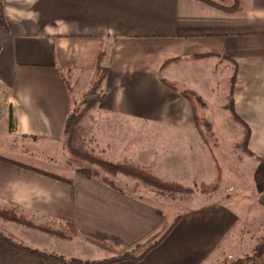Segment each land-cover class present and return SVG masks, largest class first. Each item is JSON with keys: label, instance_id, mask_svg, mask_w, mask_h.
Masks as SVG:
<instances>
[{"label": "crops", "instance_id": "1", "mask_svg": "<svg viewBox=\"0 0 264 264\" xmlns=\"http://www.w3.org/2000/svg\"><path fill=\"white\" fill-rule=\"evenodd\" d=\"M2 7L0 115L7 126L9 114L13 118L10 136L62 142L74 95L88 88L104 52V98L95 114L113 121L117 133L137 134L138 146L128 154L135 162L185 185L217 181L218 168L221 183L243 174L241 157L224 151L232 138L221 127L198 124L189 92L212 93L215 84L190 71L209 69L226 73L220 106L227 114L225 133L242 135L224 107L231 92L235 113L250 129L253 157H246L264 168V0H2ZM31 166L41 169L0 154V206L72 220L79 237L93 242L128 246L163 231L161 210L116 182L113 188L78 171L59 175L71 185ZM224 191L182 212L141 260L111 264H215L252 247L232 207L238 202ZM0 264L58 263L0 240Z\"/></svg>", "mask_w": 264, "mask_h": 264}, {"label": "rangeland", "instance_id": "2", "mask_svg": "<svg viewBox=\"0 0 264 264\" xmlns=\"http://www.w3.org/2000/svg\"><path fill=\"white\" fill-rule=\"evenodd\" d=\"M208 70L192 69L190 74L192 77L197 78L200 81L208 79L210 84H215V87H213L215 89L214 92H201L199 96H196L191 92H189V94L193 98L197 111H199L201 115V117L198 116V124L201 126L215 125L221 127V131L225 137L228 139L230 138V140L232 138L233 142H228L224 151L231 152L234 156L241 157L243 160V170L241 171L239 169L243 174L238 178H235L233 174H230L225 177L226 181L221 183V181H219L221 177V169L218 168V179L213 183H195L188 185L179 183L180 186L188 190L183 193L159 192L153 187L134 178L121 174L112 175L103 171L97 165L79 162V159L73 157L66 150L63 141L60 143L47 144L40 141L37 142L12 135L10 136L9 132L11 133L12 131L9 130V126L3 123L2 115H0V154L4 157L31 164L47 172L63 177L70 176L73 171L80 172L79 170H87L90 174H97V176L106 179L107 181L116 182L117 186L137 193L139 196L153 202L161 210L164 215L163 230L182 212L211 201L213 200L211 195H215L214 197H216V195L218 196L220 193L222 194L223 190H226L223 193L232 195L238 202V204L234 202L236 205L233 204L232 207L240 214L242 224L245 222V225H247V227L243 229V233L245 234L246 231L249 232V234L252 235L254 242L252 247L249 246L247 249L244 248L242 251H239L240 256L236 254L232 257L225 255L215 263L232 264L238 259H242L251 254L258 243H264V168L259 165L257 166L255 160L251 161L246 157L249 155H246L244 152L245 147L241 148L240 145L243 141L242 129V135H237L229 131L225 133V127L229 126L227 123V114L221 112L220 106L222 95L225 90L224 80L226 79L224 76L226 73L219 75L216 70ZM82 93L74 95L76 98L73 105L74 110L83 109L84 107L81 104ZM203 106L206 107L202 108ZM96 108L97 106L87 110L83 114L82 124L85 128V147L88 150L91 149L95 155L101 159L113 163L127 162L134 165L143 164L153 170L148 164L140 163L139 161L135 162L132 159L133 157L131 158L128 156L129 152L136 149L138 146V140H134L136 139L137 134L134 135V133H132L133 131L130 132V134H120L113 131V121L101 120L100 117L95 114ZM0 110H2V107ZM232 122L235 123L233 120ZM130 125L134 126V124ZM98 129L100 131H98ZM213 136L214 135L211 134V137ZM105 139L108 142L105 141ZM230 172L232 173L233 171L230 170ZM26 218L30 220L32 227L21 226L14 222H4L0 219V229L5 234L11 235L16 242L29 247L35 248L33 246V244H35V246H40V248L53 247L56 250L62 251V254L55 252H53V254L61 255L66 259L68 264H74V262L78 263V261L84 263L111 259L126 251L138 255L145 246L157 237L159 232L158 231L157 234L147 237L139 243L127 247L116 244H106V246H101L94 243L92 240L88 241L84 237H79L78 233L75 234L71 231V228L68 227L65 229L63 228L62 231L70 233L71 236L69 239H61L49 235L46 232L41 231L40 227H47L55 230L62 229L60 228L62 226L58 224H50L48 223V220L44 218H30L27 216ZM247 239L248 238L244 237L242 240L243 243H249L246 242ZM91 244L95 245L96 248H91ZM40 248L36 247L39 251L47 252V250H42ZM232 250H234V247ZM247 250L251 251L248 252ZM243 251H247V253H244Z\"/></svg>", "mask_w": 264, "mask_h": 264}, {"label": "trees", "instance_id": "3", "mask_svg": "<svg viewBox=\"0 0 264 264\" xmlns=\"http://www.w3.org/2000/svg\"><path fill=\"white\" fill-rule=\"evenodd\" d=\"M0 25L5 27V17H4L3 7H2V0H0ZM103 57H104V52H101L97 58L95 68L93 71V75L89 82L88 88L86 89V91L82 93L81 104L84 106L83 109H79V110L72 109V111L68 113V115L66 116L65 123H64V129H63L64 147L73 157L79 159V162H86L89 164L97 165L103 171L109 174H112V175L121 174L127 177L134 178L138 181L143 182L146 185L153 187L154 189H156V191L173 192V193L174 192L183 193L187 191L188 189L183 188L176 181H167V180H163L157 177L153 173V171L146 165H143V164L134 165L132 163H127V162H114L113 163V162L97 157L91 149L88 150L85 147L84 145L85 128L82 124V119L84 116L83 114L87 110L97 106L104 98V92L101 88V84L105 77L107 69L101 64ZM224 107L230 114L231 119L243 131V141L242 143H240L241 148L245 147L244 152L246 153V155L252 156V153H250L247 147L248 140L250 138V129L248 125L244 121H242V119H240L238 115L235 113L233 97H232L231 92L227 96L226 104ZM195 111L196 109L194 107V113ZM8 118H9V124H8L9 130L13 131L14 130L13 118L11 114H9ZM23 138H26V136H23ZM30 138L34 139V137H30ZM30 168L37 172L50 176L52 178L67 181L68 183L72 185V182L70 180L64 179L57 174L43 171L41 169H36L32 166ZM79 171L89 178H97L101 182H104L112 186L113 188H116V186L114 185L115 184L114 182L107 181L106 179H103L97 176V174H90L87 170H79ZM26 216L30 218H33V217L42 218V216H39V215L30 214L29 216V214L19 212L18 208L13 205L0 206V219L4 222H14L21 226L32 227L30 220L27 219ZM43 218L48 220V223L50 224H53V225L58 224L62 226L60 227L62 229H55V230L51 228H47V227L46 228L40 227L41 231L46 232L49 235H53L61 239H69L71 236L70 233L62 231L63 228L65 229L67 227L71 228V231L77 234V228L75 227L74 222L72 220L61 221V220L48 218V217H43ZM179 218H180V215H178L170 225H168L160 234L157 235L156 238H154L147 246H145V248L138 255H134L126 251V252H122L119 256H116L111 259H106L102 261L84 262V263L78 261V263L74 262V264H111V263L119 262L123 260L139 261L145 256V254L151 248L156 246L163 238H165V236L169 233V231L177 223ZM162 221H163V217H162ZM0 240L11 247H14L26 253L35 255L44 260L53 261L58 264H68L66 259L62 257L61 255L39 251L27 245L18 243L14 240V238L11 235L5 234L1 229H0ZM94 243L99 244L101 246H106V244L119 245L117 243H111V242H94ZM128 246H131V245H128ZM124 247H127V246H124ZM232 264H264V243H261V242L258 243V245L255 246L251 254L243 257L242 259H238L236 262Z\"/></svg>", "mask_w": 264, "mask_h": 264}]
</instances>
